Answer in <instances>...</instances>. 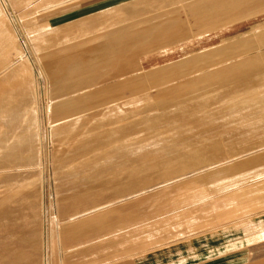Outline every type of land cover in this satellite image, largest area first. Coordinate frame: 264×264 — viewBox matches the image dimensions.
<instances>
[{
	"label": "rangeland",
	"instance_id": "rangeland-1",
	"mask_svg": "<svg viewBox=\"0 0 264 264\" xmlns=\"http://www.w3.org/2000/svg\"><path fill=\"white\" fill-rule=\"evenodd\" d=\"M92 1L0 0V264H264V0Z\"/></svg>",
	"mask_w": 264,
	"mask_h": 264
},
{
	"label": "crops",
	"instance_id": "crops-1",
	"mask_svg": "<svg viewBox=\"0 0 264 264\" xmlns=\"http://www.w3.org/2000/svg\"><path fill=\"white\" fill-rule=\"evenodd\" d=\"M70 1H73V0H70ZM153 1L155 2V1H159V0H153ZM256 1L257 0H214V2H212L211 4H209L205 1H201L197 4H195L193 6V9L195 11H197L199 14L198 15V16H200L199 17L200 19H198L199 21H201L202 19L203 20H211L215 16L222 15V13L225 14L227 12H231V10H233V9L241 8L244 5H247V4L249 5V4H252ZM67 2H69V1H66V2L60 3V4H56V5L50 4V7L45 8L44 11L49 10V9L59 8L63 5H65ZM98 2H99V0H96V1L94 0V1L90 2L89 4H87L88 5L87 7L83 5L84 7H81L80 9H75V10H72L70 12L68 11L66 13L63 12L62 14H58V15L54 16L53 20L51 19V21L56 23V22L61 21L65 18L67 19L68 17L69 18H77V17H79L80 13L83 14L84 12H89V10L93 11L94 5L98 4ZM90 6L92 8H90ZM85 7L89 10H87V11L82 10ZM131 7H134V6H131ZM60 18H63V19L60 20ZM36 29L47 30V31L54 30L50 26V24H46L44 26L37 27ZM174 39L175 38L170 37V41H172ZM90 194L91 193H89V191L85 190L83 192L72 193L71 195H68V196L60 199L61 203H60L59 209H58L59 215L64 216L69 210L72 209V207H74V205H78L80 203L85 202L89 198Z\"/></svg>",
	"mask_w": 264,
	"mask_h": 264
}]
</instances>
